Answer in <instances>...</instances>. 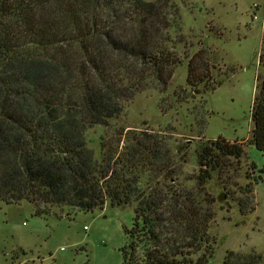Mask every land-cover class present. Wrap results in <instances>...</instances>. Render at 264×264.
<instances>
[{
    "label": "trees",
    "instance_id": "obj_1",
    "mask_svg": "<svg viewBox=\"0 0 264 264\" xmlns=\"http://www.w3.org/2000/svg\"><path fill=\"white\" fill-rule=\"evenodd\" d=\"M180 19L169 0H0L1 201H29L37 215L64 205L93 211L108 201L135 203L123 264L210 263L218 198L208 183L244 155L243 143L223 136L202 142L188 178L193 188L170 182L161 165L162 178L154 186L148 177L142 190L146 167L162 157L157 145L103 143L97 158L86 138L152 83L167 90L188 57L177 50L185 36L172 33ZM211 55L202 40L188 58L187 83L203 92L224 82L211 72ZM260 63L264 69V48ZM257 88L249 143L264 153V78ZM224 263L264 264V255L231 250Z\"/></svg>",
    "mask_w": 264,
    "mask_h": 264
},
{
    "label": "rangeland",
    "instance_id": "obj_2",
    "mask_svg": "<svg viewBox=\"0 0 264 264\" xmlns=\"http://www.w3.org/2000/svg\"><path fill=\"white\" fill-rule=\"evenodd\" d=\"M169 1L181 15L172 33L185 36L177 50L188 57L167 90L154 82L108 124L88 128V146L100 158L103 143L120 150L141 140L157 145L162 157L154 168L146 167L143 190L148 177L154 186L162 178L164 172L156 169L161 165L172 176L170 182L193 188L188 178L197 168L202 142L219 136L242 142L244 155L231 158V165L215 171L208 183L209 194L218 198L211 206L216 215L210 233L217 243L209 264H225L231 250L264 255V153L249 143L257 84L264 78V0ZM202 40L212 50L215 80H224L207 92L187 83L188 58ZM134 204L112 206L108 201L93 211L64 205L37 215L29 201L0 200V264H123L121 249L128 241L125 229L133 224Z\"/></svg>",
    "mask_w": 264,
    "mask_h": 264
},
{
    "label": "built area",
    "instance_id": "obj_3",
    "mask_svg": "<svg viewBox=\"0 0 264 264\" xmlns=\"http://www.w3.org/2000/svg\"><path fill=\"white\" fill-rule=\"evenodd\" d=\"M255 18H257V17L255 16Z\"/></svg>",
    "mask_w": 264,
    "mask_h": 264
}]
</instances>
